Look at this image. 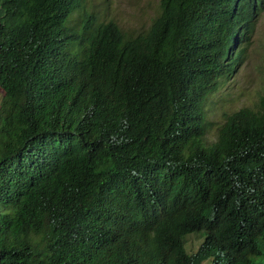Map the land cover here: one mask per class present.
<instances>
[{
  "label": "trees",
  "instance_id": "obj_1",
  "mask_svg": "<svg viewBox=\"0 0 264 264\" xmlns=\"http://www.w3.org/2000/svg\"><path fill=\"white\" fill-rule=\"evenodd\" d=\"M258 1L160 0L126 38L0 0V264H264V87L214 139L204 110Z\"/></svg>",
  "mask_w": 264,
  "mask_h": 264
},
{
  "label": "rangeland",
  "instance_id": "obj_2",
  "mask_svg": "<svg viewBox=\"0 0 264 264\" xmlns=\"http://www.w3.org/2000/svg\"><path fill=\"white\" fill-rule=\"evenodd\" d=\"M159 2L160 0H81L80 11L74 13L73 22H77V17L80 18L81 15L90 14L96 22L114 21L127 38H132L147 30L157 13ZM78 35V38H83L85 32ZM244 46L242 63L234 75L205 101L208 138L214 139L217 123L227 114L254 104L258 93L264 87V79L255 80V71L258 72L259 65L264 64V13L256 21L254 30ZM1 93L0 90V97ZM200 243L201 238L198 235H189L186 250L193 253Z\"/></svg>",
  "mask_w": 264,
  "mask_h": 264
},
{
  "label": "clouds",
  "instance_id": "obj_3",
  "mask_svg": "<svg viewBox=\"0 0 264 264\" xmlns=\"http://www.w3.org/2000/svg\"><path fill=\"white\" fill-rule=\"evenodd\" d=\"M250 11L252 12V14L254 15V17H255V23H254V26H253V30H254V27H255V24H256V21L258 20V18L261 16V14L262 13H264V2L261 4L259 1L258 2H254V4H252L251 6H250ZM99 23V22H98ZM117 24V23H116ZM118 25V24H117ZM149 28V27H148ZM147 28V29H148ZM253 30H252V32H253ZM252 32L250 33V35H249V38H250V36H251V34H252ZM125 36V35H124ZM126 37V36H125ZM127 38V37H126ZM133 38V37H132ZM249 38H248V40H249ZM248 40L247 41H244V42H242V43H240V44H238L237 45V47H236V51L237 50H242L243 52H244V50H245V44L248 42ZM243 52H242V54H243ZM242 62H240L239 64H238V66L236 67V69L240 66V64H241ZM235 73V72H234ZM234 75V74H233ZM229 80V79H228ZM217 91H215V92H213V93H211V94H209L207 97H206V99H208L209 98V96H211L212 94H214V93H216ZM206 99H205V101H206ZM204 107H205V103H204ZM204 110H205V108H204Z\"/></svg>",
  "mask_w": 264,
  "mask_h": 264
}]
</instances>
